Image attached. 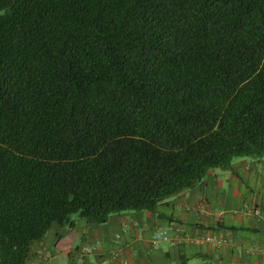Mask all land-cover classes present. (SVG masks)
Here are the masks:
<instances>
[{
  "label": "trees",
  "instance_id": "16d2710c",
  "mask_svg": "<svg viewBox=\"0 0 264 264\" xmlns=\"http://www.w3.org/2000/svg\"><path fill=\"white\" fill-rule=\"evenodd\" d=\"M238 158L264 160V0H0V264Z\"/></svg>",
  "mask_w": 264,
  "mask_h": 264
},
{
  "label": "crops",
  "instance_id": "0c3cea01",
  "mask_svg": "<svg viewBox=\"0 0 264 264\" xmlns=\"http://www.w3.org/2000/svg\"><path fill=\"white\" fill-rule=\"evenodd\" d=\"M181 263L264 264V160L238 158L232 171L213 170L153 212L113 214L105 225L77 218L73 229L54 224L25 264Z\"/></svg>",
  "mask_w": 264,
  "mask_h": 264
},
{
  "label": "built area",
  "instance_id": "2783aa9c",
  "mask_svg": "<svg viewBox=\"0 0 264 264\" xmlns=\"http://www.w3.org/2000/svg\"><path fill=\"white\" fill-rule=\"evenodd\" d=\"M254 214L256 217H260L261 215V211L259 208H255L254 210ZM161 239H164V240H167L168 239V236L166 234H163V235H157L155 236L154 238V243H157L158 241H160ZM84 252L85 253H90L92 249L88 248V247H84Z\"/></svg>",
  "mask_w": 264,
  "mask_h": 264
}]
</instances>
